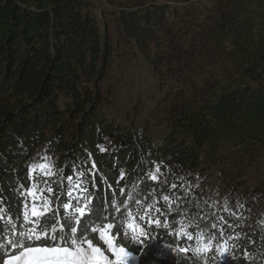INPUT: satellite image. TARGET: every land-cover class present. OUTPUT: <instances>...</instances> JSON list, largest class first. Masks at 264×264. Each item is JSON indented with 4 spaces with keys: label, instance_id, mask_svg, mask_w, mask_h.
I'll return each instance as SVG.
<instances>
[{
    "label": "trees",
    "instance_id": "trees-1",
    "mask_svg": "<svg viewBox=\"0 0 264 264\" xmlns=\"http://www.w3.org/2000/svg\"><path fill=\"white\" fill-rule=\"evenodd\" d=\"M159 1L138 0L119 10L117 30L123 40L136 47L156 74L184 83L190 75L200 76L204 85L210 80L218 85L210 86L216 88L209 95L215 106L257 112L258 117L264 98V28L253 23L250 0H212L210 9L192 0ZM100 34L87 6L77 0H0V199L13 215L22 207L14 189L29 183L28 166L40 149L56 156L64 174H72L73 168L92 169L96 163V187L89 189L100 213L111 211L110 199H126L117 182L126 190L139 184L142 196L153 187L167 193L169 187L149 181L150 171L157 166L182 174L198 169L199 152L211 135L207 121L190 120L191 143L172 131L155 142L104 115L100 82L111 47L108 36L102 40ZM188 84L175 95L173 128L193 112ZM262 116L258 118L264 120ZM106 141L112 150L101 152ZM94 220L95 214L85 218V226ZM153 228L157 239L150 249L145 241L141 253L146 264H264V229L246 220L239 230L247 239L227 260L214 253L201 258L180 252L177 244L190 242Z\"/></svg>",
    "mask_w": 264,
    "mask_h": 264
},
{
    "label": "snow or ice",
    "instance_id": "snow-or-ice-1",
    "mask_svg": "<svg viewBox=\"0 0 264 264\" xmlns=\"http://www.w3.org/2000/svg\"><path fill=\"white\" fill-rule=\"evenodd\" d=\"M99 148L105 151L103 145ZM96 170L93 162L92 169L73 168L72 174H64L48 156L30 164L26 174L29 183L14 189L22 207L13 215L0 199V264H146L147 257L141 253L145 241L150 242V249L157 239L153 226L167 230L177 241L191 242L184 247L177 244L176 250L201 258L214 253L227 260L247 239V233L239 230L242 214L238 209L230 208L227 201L222 206L205 201L203 205L197 202L196 207L211 209L210 213L192 212L183 206L184 198L192 195L190 186H179L184 192L181 196L172 191L178 187L175 183L167 193L153 187L142 196L143 190L137 192L133 186L128 191L117 182L119 195L126 199H110L111 211L100 213L89 189V185L96 187ZM125 175L120 172V179ZM160 175L157 166L148 178L158 182ZM221 210L232 219L220 214ZM94 214L96 220L85 226V218ZM260 225L264 229V221ZM126 241L136 247H128ZM243 255L249 254L245 251Z\"/></svg>",
    "mask_w": 264,
    "mask_h": 264
},
{
    "label": "rangeland",
    "instance_id": "rangeland-1",
    "mask_svg": "<svg viewBox=\"0 0 264 264\" xmlns=\"http://www.w3.org/2000/svg\"><path fill=\"white\" fill-rule=\"evenodd\" d=\"M77 1L86 5L88 12L95 18L101 39L104 40L105 35L109 39V67L106 77L100 82L103 98L101 109L107 119L120 127L145 133L155 142L172 131L177 133L180 140L191 143V119H194L193 122L207 121L211 125V135L206 138L199 152L197 170L182 174L174 167L160 166L162 175L159 181L148 178L149 181L155 187L159 184L168 189L175 183L178 187L172 191L181 196L184 192L179 186H190L192 195L184 199L185 206H191L193 212L201 211L196 207L197 202L203 205L207 201L208 204L222 206L227 201L230 208L238 209L242 214V222L246 220L260 225L264 221V120L258 117H264V98H261V116L258 114V117L257 112L248 115L245 109L215 106L209 95H213L218 85L212 84L210 80L204 85L205 82L197 75H190L189 84L176 78L160 76L152 70L136 47L120 36L116 20L119 10L138 0ZM192 3L205 9L213 5L212 0H192ZM182 5L186 4L175 7ZM249 5L253 23L258 28H264V0H250ZM187 84L188 101L193 112L188 114L187 121L173 128L171 116L172 108L177 103L175 95L180 94ZM212 85L215 87L211 88ZM64 101L69 102L67 99L62 100V103ZM104 148L105 151L112 150L107 141ZM33 156L36 158L30 164L48 156L61 170L55 155H47L40 149ZM133 186L139 192V184H133L127 190L130 191ZM204 210L211 212V209Z\"/></svg>",
    "mask_w": 264,
    "mask_h": 264
}]
</instances>
